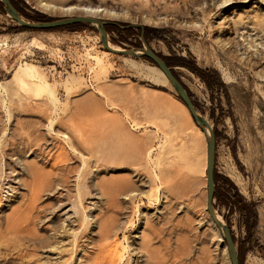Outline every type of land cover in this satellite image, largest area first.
I'll list each match as a JSON object with an SVG mask.
<instances>
[{
	"label": "rangeland",
	"instance_id": "374dc122",
	"mask_svg": "<svg viewBox=\"0 0 264 264\" xmlns=\"http://www.w3.org/2000/svg\"><path fill=\"white\" fill-rule=\"evenodd\" d=\"M13 1L34 23L101 8L110 45L164 59L214 132L215 216L239 264H264V0ZM149 67L96 24L32 30L0 6V264L106 247L117 264H232L206 136Z\"/></svg>",
	"mask_w": 264,
	"mask_h": 264
},
{
	"label": "water",
	"instance_id": "95a60500",
	"mask_svg": "<svg viewBox=\"0 0 264 264\" xmlns=\"http://www.w3.org/2000/svg\"><path fill=\"white\" fill-rule=\"evenodd\" d=\"M2 3L4 9L7 11V13L15 19L20 26L27 29L32 30H50V29H58L66 26L76 25V24H96L99 23L101 25V29L98 27L99 32L102 31L104 35V41H107L106 31H105V22L99 21L93 18H87V17H76V18H64V19H57V20H50L48 22H29L26 21L21 15L19 14L18 10L14 7L11 0H0ZM97 25V24H96ZM143 29V28H142ZM102 41V44L103 42ZM105 47V46H104ZM107 51H110L108 47H105ZM115 54L119 55H130L134 57H146L149 59L153 64H155L158 69H160L169 83L172 85L173 89L176 91L178 98L184 103V105L187 107V109L190 112V115L192 119L195 121V123L204 130L206 127H209L208 123L197 114L195 107L187 93V91L183 88L182 84L176 79V77L173 75L171 68L168 67L164 59L158 55H156L150 48L147 46L145 48L141 49H132V50H124L123 52H114ZM207 159H208V200H207V206L208 211L210 215L213 217V219L216 217L214 213V207H213V200H214V193H215V175H214V165H215V137L214 132L211 129L210 130V136L208 138V152H207ZM215 221V220H214ZM216 223V221H215ZM218 227L223 231V239L227 244V249L229 251V257L232 264H239L238 262V254L235 249L234 241L231 238L230 232L228 230V227L224 223L217 222Z\"/></svg>",
	"mask_w": 264,
	"mask_h": 264
},
{
	"label": "bare ground",
	"instance_id": "6f19581e",
	"mask_svg": "<svg viewBox=\"0 0 264 264\" xmlns=\"http://www.w3.org/2000/svg\"><path fill=\"white\" fill-rule=\"evenodd\" d=\"M66 10L69 11L70 13L75 12L77 10L78 11H81L82 14H84L86 16H90V17H87V18L95 17L98 12H101L102 11L101 8H95L94 9V8H91V7H80V6L79 7H69ZM96 24L100 28V30H102L101 29V25H99V23H96ZM99 33L101 35V40L104 41V35H103L102 31H100ZM249 45H250V43H249ZM103 46L108 47V49L112 53H114V52H123L124 51L123 49H120L119 47H115V46L110 45L109 42L107 43L106 41L103 42ZM149 69L150 70L157 71L159 73L160 77L164 81H166L167 78L165 77L164 73L160 69H158L156 67H149ZM211 129L212 128H211L210 125H209V127H206L204 130L201 129L204 132L205 136H206V140H207V152H208V138L210 136V130ZM207 171H208V159H207V168H206V172H205L206 173V178H207V188H208L209 177H208ZM207 197H208V192H207ZM207 200H208V198H207ZM211 218H212V221L214 223L216 221L215 225L217 226V228L221 232V236L223 238V234H222L223 231L217 225V222L222 223L221 217L219 215H217L214 219H213L212 216H211ZM100 250H102V251H100L99 253H97V256H95L93 259H91V261L89 260L86 263H88V264H117V262H116V250L115 249L109 248V247L107 248L106 247L105 250H104L105 251V254L104 253H101V252H104L102 248ZM98 254L99 255L102 254V255L99 256ZM228 254H229V251H228Z\"/></svg>",
	"mask_w": 264,
	"mask_h": 264
},
{
	"label": "trees",
	"instance_id": "16d2710c",
	"mask_svg": "<svg viewBox=\"0 0 264 264\" xmlns=\"http://www.w3.org/2000/svg\"><path fill=\"white\" fill-rule=\"evenodd\" d=\"M11 2L14 4V1L13 0H11ZM2 5V3L0 2V6ZM15 5V4H14ZM214 197L215 198H218V193H217V191L215 190V193H214Z\"/></svg>",
	"mask_w": 264,
	"mask_h": 264
}]
</instances>
